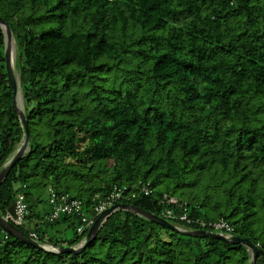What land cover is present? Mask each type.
<instances>
[{"label": "trees", "instance_id": "trees-1", "mask_svg": "<svg viewBox=\"0 0 264 264\" xmlns=\"http://www.w3.org/2000/svg\"><path fill=\"white\" fill-rule=\"evenodd\" d=\"M0 18L16 41L31 138L0 185L3 216L23 192L28 216L16 227L73 247L89 230L79 235L74 215L48 222L47 191L88 212L114 187L150 183L151 196L122 204L162 216L168 194L194 220L230 223L261 246L255 264H264V0H0ZM23 136L0 27V170ZM250 255L126 211L79 254L0 227V264H248Z\"/></svg>", "mask_w": 264, "mask_h": 264}, {"label": "water", "instance_id": "water-1", "mask_svg": "<svg viewBox=\"0 0 264 264\" xmlns=\"http://www.w3.org/2000/svg\"><path fill=\"white\" fill-rule=\"evenodd\" d=\"M0 27L2 28L4 35H5V59H6V68L8 72V76L13 88V94H14V105L18 113L19 120L22 124V128L24 129V136L23 139L16 149V151L12 154V156L8 159L6 164L2 167L0 170V185L3 183V181L6 179L8 173L10 170L14 167V165L22 159L26 154L28 153L30 149V132L28 128V121L26 114L24 112V106L20 107L18 105L17 97L20 90V83L19 79H17L15 75L14 70V64H13V33L12 30L4 19L0 18ZM117 211H126L131 212L135 215L141 216L151 222H154L158 225L164 226L176 233L183 234L186 236H193V237H211L214 239L221 240L227 244L231 245H243L245 246L248 251L251 253L250 260L248 264H255L257 261V258L260 254V249L255 246L251 241L248 239L240 238L237 236H226L220 233L215 232H209L205 230H187L183 229L181 227L175 226L168 222L167 220L161 218L158 215L148 213L143 211L142 209L129 204H117L110 208H108L106 211H104L95 221L94 225L90 228L86 238L78 245L73 247L68 246H53L49 244L40 243L39 241L31 238V236L25 234L23 231H21L18 227L13 225L8 219H6L5 216H3L0 213V227L9 235L12 237L22 241L23 243H26L28 245H32L38 249H42L49 253H67V254H79L83 251V249L86 247L88 243H90L99 233L101 228L104 226L108 218L114 214Z\"/></svg>", "mask_w": 264, "mask_h": 264}, {"label": "built area", "instance_id": "built-area-1", "mask_svg": "<svg viewBox=\"0 0 264 264\" xmlns=\"http://www.w3.org/2000/svg\"><path fill=\"white\" fill-rule=\"evenodd\" d=\"M154 193V190L150 186V183L140 184L137 191H132L128 187H114L112 191L103 199H100L98 196L94 198V204H91L88 208V212L85 211V206L83 202L79 199L72 198L67 194H58L53 190H49L47 194V204L50 207L49 214L47 215L48 222H55L61 216L64 215H74L77 216L80 220V225L77 228V233L79 235L85 233L89 230L95 223L96 219L108 208L122 204L125 199L137 198L151 196ZM139 197V198H140ZM161 204L166 206L164 209L161 218L168 221H179L184 222L188 225L198 224L201 229L206 230L205 227H212V232H218L226 236H234V227L225 220L219 221H208L205 222L203 219L194 220L189 217V213L186 207V204H179V200L175 197H172L168 194H164L161 201ZM173 206L179 207V212L174 209H168L167 207ZM28 216V207L26 203V198L23 192H19L16 195V201L14 204L13 215L7 214L5 217L9 221L13 222L15 226H22L26 217ZM31 238L39 241L37 239L36 233H32ZM260 250L261 246L256 245Z\"/></svg>", "mask_w": 264, "mask_h": 264}, {"label": "rangeland", "instance_id": "rangeland-1", "mask_svg": "<svg viewBox=\"0 0 264 264\" xmlns=\"http://www.w3.org/2000/svg\"><path fill=\"white\" fill-rule=\"evenodd\" d=\"M13 43H14V45H15V51H14V48H13V56L15 55V59H14V70H15V75H16V77H17V79H19V69H18V67H17V65H16V57H17V53H18V49H17V45H16V41H15V39H14V36H13ZM21 100H22V106L21 107H23L24 106V103H23V98H22V96H21ZM48 192V191H47ZM46 192V193H47ZM45 193V195H44V197H43V200L45 201V202H47V194ZM43 203L40 207H41V209H43V208H46L47 207V203ZM55 230H63L62 228H58V229H55ZM51 233H55V232H51ZM62 233V232H61ZM59 234V235H62L63 237H64V233H62V234ZM215 233H218V232H215ZM221 234V233H220ZM66 237H68L69 239H71L72 238V234L70 233V232H67L66 233Z\"/></svg>", "mask_w": 264, "mask_h": 264}, {"label": "bare ground", "instance_id": "bare-ground-1", "mask_svg": "<svg viewBox=\"0 0 264 264\" xmlns=\"http://www.w3.org/2000/svg\"><path fill=\"white\" fill-rule=\"evenodd\" d=\"M13 48H14V51H15V45L13 43ZM14 59H15V55L13 56V64H14ZM16 61V60H15ZM21 92L19 93L18 97H17V100H18V105L21 107L23 104H22V100H21Z\"/></svg>", "mask_w": 264, "mask_h": 264}, {"label": "clouds", "instance_id": "clouds-1", "mask_svg": "<svg viewBox=\"0 0 264 264\" xmlns=\"http://www.w3.org/2000/svg\"><path fill=\"white\" fill-rule=\"evenodd\" d=\"M90 230V229H89Z\"/></svg>", "mask_w": 264, "mask_h": 264}]
</instances>
